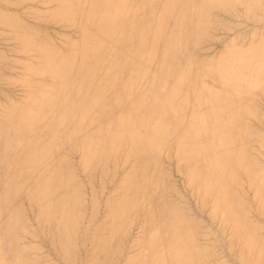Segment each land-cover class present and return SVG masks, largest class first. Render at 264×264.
<instances>
[{"label": "bare ground", "instance_id": "6f19581e", "mask_svg": "<svg viewBox=\"0 0 264 264\" xmlns=\"http://www.w3.org/2000/svg\"><path fill=\"white\" fill-rule=\"evenodd\" d=\"M20 1L23 4L28 1L34 3L33 0ZM45 1L55 3L57 8L45 12L41 25L47 22V25L63 23L73 27L77 33V39H68L64 47H58L53 42V34L50 35L44 25L31 26L19 17L20 13L18 16L12 10L13 13L3 10L4 5H1L4 2L0 0V23L14 33L23 56L31 58L24 64L25 74L21 79L32 91L25 102L12 103L8 111L0 116V129L4 126L5 118L13 120L12 124L18 129L14 148L17 153H22L15 173L18 180L15 183L7 181L2 186V196L8 197L5 193L14 190L25 192V201L37 209L39 226H45L40 232L44 231L42 233L48 242L50 240L55 246L51 245L52 250L53 247L57 248L64 262L74 264L78 238L82 232L80 228L86 216V193L83 190L92 185L90 183L83 189L84 184L78 178L74 159L75 164L69 156L62 154V148L65 138L75 137L83 131V143L75 146V151L81 155L78 165L83 169L82 173L101 168L103 174L100 176L105 175L103 178L108 174L113 175L112 179L109 177L112 186L115 184L114 178L117 181L115 190L101 202L105 204L104 207L100 201L107 189L106 182H103L106 179H99V187L93 185L88 193L92 201L86 205L91 204V215L86 220L89 227L87 230L85 227L87 232L84 236L92 237V241H89L85 264H114L117 260L115 258L122 251L121 247L126 245L124 240L128 232H131L129 229L140 216L148 225L155 227L147 235L142 249L134 253L132 262L211 264L215 252L212 253L199 243L198 226L203 223L197 225L185 211L187 208L177 204L184 199L181 193L177 194L178 190L172 195L175 196V193L178 196L175 201L180 195L182 201L178 199L174 203L168 199V169L172 171L173 164H170V168L167 164V168V161L174 162L177 169L174 168L180 174L186 171L187 181L194 188L199 205H206L209 201L212 203L211 215H207L212 216L209 220L216 219L213 220L215 222L219 218L220 222L218 220L217 223L222 224V220L230 224L233 237L228 239L230 242L227 241L230 243L229 248H235L238 246L236 243L240 242L243 249L240 259L243 262L264 264V240L259 238L260 228L251 223L246 211L240 213L232 209L231 204L236 200L229 194L234 187L244 189L248 186L254 191L250 193L253 195V198L249 196L250 199L257 201L254 209L259 211L260 216L264 215V157L260 155L263 158L261 160L251 155L254 139L260 136L249 123L251 118L258 117V112L255 106L247 103L249 97L264 88V36L260 43H252L246 50L231 42L211 63L203 61L200 58L203 56L199 57L198 54L201 43L211 39L215 11H233L243 4L245 15L250 12L254 15L255 8L261 5L258 0ZM28 5L32 9L31 4ZM36 10L39 11L38 8ZM32 18H29L30 21L36 20ZM257 18L258 21L261 19L260 16ZM216 24L220 29L221 25ZM64 27L61 29H66ZM252 33L254 36V31ZM13 46L16 45L13 43ZM4 54L3 51V58ZM1 56L0 65L11 63L8 57L3 59ZM159 56L164 61L160 78L163 94L152 99L151 89L155 81L153 63ZM15 70L18 69L12 68L10 72ZM1 75L4 78V81L0 78L1 82L8 80L7 76L6 79ZM49 77L52 78V84L34 83L36 79ZM9 82L11 86L17 83H13L14 80L8 81L6 84L9 86ZM3 89L6 88L3 86ZM3 89L0 87V92ZM6 91L1 97L11 95ZM111 108L121 111L120 120H115L106 130L103 126L100 129L102 119L111 115ZM69 110H72L71 115L67 113ZM143 110L145 113H142ZM144 123L150 126L140 127ZM126 134L128 137L124 138ZM172 139H179L176 147L171 146ZM2 141L0 136V144ZM261 145L264 147V141H261ZM122 166H129L131 170L126 168L129 172L120 176ZM86 178L92 181L90 176V179ZM98 178H94V184ZM188 189L190 191L191 188ZM193 191L191 189V194ZM100 206L103 208V216L98 221ZM9 218L18 226L23 223L26 225L25 213L9 217L0 207V231L2 223ZM215 226L219 227L218 224ZM29 228L24 227L21 233L14 234L28 235L32 231ZM213 229L211 227L210 231L216 234L218 230ZM227 229L230 228L227 226ZM214 239H217V234ZM84 242L85 239L81 241L83 245ZM123 247L126 250V246ZM39 249L33 247L30 250L35 253ZM255 251H258V258L252 255ZM126 253L125 256H128L130 252ZM235 255L232 256L236 258ZM23 256L17 257L13 264H41L44 260L37 258L27 263ZM0 264H9L2 254Z\"/></svg>", "mask_w": 264, "mask_h": 264}, {"label": "rangeland", "instance_id": "374dc122", "mask_svg": "<svg viewBox=\"0 0 264 264\" xmlns=\"http://www.w3.org/2000/svg\"><path fill=\"white\" fill-rule=\"evenodd\" d=\"M2 1L4 2V4L1 3L2 4L1 7L3 5L6 6V7L3 6V8H2L3 10H8L9 12L12 10L14 12H17L18 13L17 14L18 16H19V13H20L22 16L20 15L19 17H21L23 19V21H26V24L27 23H30L31 26L33 24L34 27L36 25H38V24H40V25L42 24L41 20H43V18H44L43 16H44V14H45L46 11H51V10H54V9L57 8V5L55 3H50L49 4V2H47L45 0L44 1L43 0H36V1H38V2H42L43 1L40 4L42 5L44 3L43 5L44 6H46V5L48 6L49 5L48 7L47 6L46 7H44V6L41 7L40 4H37V2H35V0H33L34 3H31V1L29 3V1H28L27 4H26L24 2L25 5L23 3H21L20 0H17L18 2L16 0H14V1H12V0L11 1L10 0H2ZM19 1H20L21 4L19 3ZM258 3H260L261 5H259L258 7L255 8V10H254L255 11V14L253 12L254 15H252V12H250L249 14H246L247 15L246 16L245 15L246 8H245V5H243V4L239 5L233 11H222V12L221 11H219V12L218 11L217 12L215 11L216 13L214 12L213 15H214V19L216 21L214 20L215 24H214V27L212 29L213 31H211V34H210V38L211 39H209V41L206 40V42L201 43L202 46L200 45L199 46V49H198L199 57L200 56H203V57H200L203 61H205L206 63H211V62H214L217 59V57L220 56V53L223 52L222 50L226 49L232 43H236L238 45V47H240L241 49H244V50L248 49L252 43H255V44L260 43L262 41V39H263V36H264V20H263L264 19V0H258ZM28 4H31L32 9L30 7H28V6H30ZM33 7H35L34 8L35 10L33 9ZM36 8H38L39 11H37ZM238 10L241 13H237ZM12 11H11V13H13ZM25 12H26V14H25ZM29 12H31V13H29ZM236 14L239 15L240 18ZM26 15H29L31 18L33 16L34 18H32V20L36 18V20H33V21H38V23L33 22V21H30L31 20V19H29L30 17L29 16H26ZM248 15H250V16H248ZM251 15L252 16H255L256 15L257 17L260 16V18L263 21L261 22V19L258 21V18L256 16L253 17L254 19L253 18L251 19L250 18V17H252ZM23 16H25V17H23ZM221 17H223V18H221ZM255 18H256L257 22H256ZM28 20H29V22H27ZM39 20H40L41 23L39 22ZM251 20H254V21H251ZM43 22H45V21H43ZM216 23H218L219 25H221V28L220 29L218 28V25ZM47 24H48V22L46 23V25L43 23L44 26L43 25H41V26H43L45 28L47 27L46 28L47 29L46 31H48L49 34L50 33L53 34L54 37L51 34L50 35L52 37L53 42H55V44L58 47H64L66 45V42L70 38L77 39L76 38L77 37V33L75 32V29L73 27L67 26V25H65L63 23L62 24L61 23L60 24L59 23H56V24H54V23L51 24L50 23L49 25H51V26H49ZM53 25H55V26H53ZM58 25H61V26H58ZM225 25H227V28H226ZM0 26H1V28H0V35H1V38H0V49H2V51L0 50V52L3 54V51H4V53H5L3 55L4 58L8 57V60H9L8 62H11V63L6 64V66H4L5 64L0 65V73L2 74L1 76H4V77L7 76L8 77V80L7 81L5 80V82H4L5 84L3 83V81H4L3 79L4 78L2 79L0 77L3 80L2 82L0 81V87H1V90H2L3 89V86H4V88H6L7 91H6V89H3V92L6 91V93H8V94L10 93L11 94L10 95L11 97L13 96L12 97L13 99L12 98H9L10 96L8 94L7 95L9 97L6 96V95H4V96L2 95V97H1V94L3 92H0V107L2 109V110L0 109V113H1L0 116H1L3 113H5L6 111H8V109L10 108V106L12 105V103L25 102V100L27 98V95L30 92H32V91L29 88H27L22 83V79H21L22 78V75L25 74L24 73L25 72L24 64L27 61H29L31 58H29V56L27 57V55L23 56V53L19 50L20 47H19V44H18L17 40L15 39L14 33L11 32L10 29L7 26L3 25L2 23H0ZM48 26H49L50 29L52 28V26H53V28L50 30L48 28ZM54 27H55V30H53ZM57 27H59L60 29H61V27L62 28L64 27L66 29H61L60 30ZM2 28H4V29H2ZM67 29L68 30L70 29V32H68ZM56 30H58V31H56ZM65 30H66V33L64 32ZM55 31H56V33H55ZM252 31H254V36H253ZM58 32H60V33H58ZM255 32H256V34H255ZM238 34H240L241 36L239 35V37H237ZM2 35H4V36H2ZM211 35H213V36H211ZM5 36L6 37L7 36H10L11 38H9V37L6 38ZM55 36H58V37L55 38ZM254 37H256V38H254ZM237 38H239V39L237 40ZM228 41H230V43ZM13 43L16 46H13ZM247 44H249V45H247ZM11 47H13V48H11ZM10 50H12V51H10ZM13 50H16V52H18V55H15L16 52H14ZM19 51L22 53V54L20 53L21 55L19 54ZM7 52H9V53H7ZM12 53H14V54H12ZM21 56H22V58H21ZM12 57L14 59H12ZM32 58L34 59V57H32ZM163 67H164V61H163L162 57L159 56L158 59H156L154 61V63H153V73H154L155 81H154V83L152 85V89H151V95H152L151 97H152V99L153 98H156L159 95H162L163 94V87H162V84H161V81H160L161 73L163 71ZM6 68H7V70H6ZM12 68H15V69H18V70H15L13 72L12 71L10 72V69H12ZM12 80H14L13 83L17 82L18 84L15 83L17 85L14 84V86L13 85L11 86V83L9 82L10 83V86L7 85L8 84V81H12ZM35 81H34V83H37V84L40 83V82H43V83H47L48 82L49 84L50 83L52 84V78H50V77L48 79H45V78L36 79ZM37 81H39V82H37ZM6 82H7V84H6ZM14 88H16V89H14ZM3 97H5L6 100ZM258 99H260L259 100L260 102L258 101ZM247 103L250 104V105L255 106V108H256V110L258 112V115H257L258 117L257 118H251L249 123H250L252 129L255 131V133L260 136V138L259 137H256L254 139V143H253L252 148H251V155L254 158L261 159L260 158V155L262 157H264V153H263L264 152V147L261 145V141H264V140H261L262 138H264V134H263L264 133V88L257 90L254 93L253 96L249 97L247 99ZM257 103H258V105H257ZM111 109H110L112 111L111 112V115L108 116L107 119H104V118L102 119V121L100 123V129L103 126V128L106 130V128L108 126H110V124H113L115 122V120L117 122L120 120V118H121L120 117L121 111L120 110H116L114 108H111ZM67 113H68V115H71L72 114V110H69ZM142 113H145V111L143 110ZM251 121L254 122L255 124L254 123H251ZM12 122H13V120L8 119V118H5L4 126L0 129V136L3 138V141L0 144V207H2L5 210L6 214L9 217L17 216L19 213H22V214L25 213V215H27V220H26V225L23 223L22 225H19V226L16 225V223L14 222V220L10 221V218H9V220L7 219V220H5L2 223V227L3 228L0 231V241H1V243H0V248H1L0 249V254L3 255L4 260L7 263H9V264L15 263L17 257H21L22 254L24 255L23 257L27 261V263H30L33 259L39 258L41 260L44 259V260H42L43 262H41V264H62L64 262V259L60 255L61 253H59V250L57 248H54L55 246L52 244V242L50 240L48 242V238L46 237V235H44V233H42L44 231L40 232V230H42V228H43V230L45 229V226H43V225H40L39 226L38 217H37V209L35 207H30L29 204H28V202L25 201V200H27L26 195H25V192H23V191L20 192L19 190H14V191L6 192L5 193L8 197H3L2 196V193H1L2 190H3L2 189V186L7 181H12L13 183H15L18 180L17 175H15V173H17L19 161L22 158V153H17L15 151V148H14L15 140H16V134L18 132V129H17V127L14 124H12ZM142 126L147 127V126H150V124L149 123H144V125L143 124L140 125V127H142ZM97 127L99 128V126H97ZM11 133H13V134H11ZM84 137H85V135H84L83 131H81L77 135H75V137L65 138L63 140L62 154L69 156L72 159V161L74 159V161H75V163L77 165V166L75 165V167L78 168L77 169L78 170L77 172H79V174H77L78 175V178L80 177L81 178V182L82 181L84 182V183L82 182V185L84 184L83 189L84 188H87L90 183H91L90 185H92V186L94 185L95 187H99L98 185H100L99 184L100 182H97V181L99 179H104V180L106 179L105 181L101 180L104 183L106 182V188H107L106 191L103 192L104 195H102L101 201H100V205H102L104 207L105 204L104 203H101V202L102 201L104 202V200L107 198V196L109 194H111L113 192V190H115L114 188H116L115 184L117 183V181L114 178V181L115 182L114 181L113 182L115 184L112 183L113 184V186H112L110 184V178L112 179V176L113 175L108 174L107 177L103 178L105 175L103 177L100 176V174L101 175L103 174V173H101L102 172V169L101 168L98 169V170L96 169V170H94L92 172H86V171H84L85 174L82 173L83 172L82 171L83 169L81 170V168L78 165V163H79V161L81 159V157H80L81 155H80V153L77 154L78 152L75 151V146L77 147V146L81 145L83 143V138ZM123 137L124 138H127L128 135L127 134L125 136L123 135ZM257 141H259V142H257ZM178 142H179V139H172L171 142H170V144H171L172 147H176L177 144H178ZM260 146L263 147V149ZM127 147H129V146H127ZM74 152H75V154H74ZM258 154H259V156H258ZM261 160H263V158ZM74 161H73V163H74ZM169 162H171V161H169ZM169 162L168 161L166 162L167 168H168V165H169V168H170V166L172 167V165H170V164H173V167H172V171H171V169H168L169 170L168 183H169V186H170V190L168 191V199H169V201H171V202L173 201L174 203H176L178 199H180V201L183 200L184 202L183 201L182 202H179V203L177 202V204L183 206V208H185V207L187 208V210H185V211L187 212V214L189 213L188 215L194 221L197 222V225L199 224V222L200 223L201 222L203 223V224L201 223L202 226L200 224H199L200 226H198L199 229H200L199 243H200L201 246L206 247V248H209L212 251V253L215 252V254H213L214 256L212 257V259L210 261L211 264H222L223 262H224L223 264H225V263L226 264H248V263L243 262L240 259V254H241V252L243 250L242 249V245H241L240 242H237L236 243V245H238V246H234L235 248H233V249H230L229 248L230 243H228L227 241H229L228 240L229 238L231 239L233 237V229L230 226V224L228 222H224L222 220H221L222 224L217 223L218 220L220 222V219L219 218L215 222L213 220H216V219L211 220V218H210V220H209V217H212V216H209L208 217L207 215H211L210 213L212 212V203L209 201V202H206V205L205 204H202V203H201L202 205H199L200 201L196 198L195 191H193L194 188L187 181V178H186L187 177V173H186V171H182L181 172L182 175H181L180 174V171H177L176 170L177 168L175 167V163L174 162L169 163ZM124 168L125 169L127 168L129 171L131 170V168L129 166H126V167L125 166H122L121 170L123 169V171L120 170V172H121L120 176H123L124 174H127L129 172L127 169L125 170ZM96 172L98 173V176H97V173ZM92 173H93V175H91ZM179 175H181V176H179ZM89 176L91 177V179H92L93 182L91 180L89 181L86 178V177L89 178ZM93 176H97V177H93ZM183 176H184V178H183ZM100 177H102V178H100ZM94 178H98V179H96V183L95 184H94V182H95V179ZM108 179H109V181H108ZM181 181H182V183H181ZM108 183H109V185H107ZM186 185H188L187 186L188 188H191L192 189V191H193L194 194L193 193L191 194V189H190V191H189L188 188L186 189ZM92 186H90V188L89 187L87 188V190H89V191H87L86 189H84L83 192H85L86 194H88V193L90 194L91 187ZM176 190H178V193L176 192ZM248 190H250V191H248ZM173 192H175L177 194H180L181 193L182 194V197H184V199L181 200V197H180L181 194H180L179 195V198L175 201V199L178 196L176 197V194L175 193H174L175 196H173L172 195ZM250 193L253 194L254 191H253V189L249 188L248 186H246L244 189H241L238 186L237 187H234L233 190H230L229 191V194L232 197V199L235 198V200H236L235 202H232L231 207L236 212H240L241 213L243 211H246V213L248 214L247 217L249 218V220L251 221V223L253 225H255L256 228L257 227L260 228L259 238L261 237V239L264 240V215H261L260 216L259 211L256 208L254 209V207L257 205V201L255 199H253L255 201H252V199H250V197L253 198V195H251ZM86 194H85V196L88 197L89 194L88 195H86ZM192 195L194 196V198H193ZM247 195H248V197H247ZM98 196H100V193H99ZM103 196H105L104 199H103ZM86 197H84L85 203L88 204V201H89V203H91V201H92L91 200L92 199L91 195L88 198H86ZM238 198H240V201L238 200ZM23 200H24V202H23ZM185 203H188V204H185ZM86 204H85V208H84L85 210L87 209V211L84 210V214L86 215L85 216V222L82 223L83 226L84 225H86V226H84L82 228V225H81V228H80V232H81V230H82V232L80 233L81 234L80 235L81 236V239H79L80 238V236H79L78 243H77L78 250H77L76 262H78V263L75 262L76 264H80V263L81 264H85L84 262H86L87 253L89 252L88 249H89L90 243L92 241V237H87L88 238L87 239L84 236L86 234L85 231L89 227V222L86 223L87 222L86 220H88L89 219L88 217L91 215L90 214V211H89V210H91V207L89 206L91 204H89V205H86ZM253 204H254V206H252ZM102 206H100V209H99V213H101V214H99L100 216L98 215V218H99V219H97L98 221H101L102 216H103V212H101V211H103ZM86 207H90V208H86ZM25 208H27V209L29 208V210H26L25 211ZM199 210H200V212H199ZM256 210H257L258 213L256 212ZM201 212H203V213H201ZM191 214L192 215L194 214V215L191 216ZM251 215L252 216L254 215V216L252 217ZM31 218H33V219H31ZM138 218H139V220H138ZM138 218L134 222V224H133L134 226L132 225V227H131L132 229L131 228L129 229V231H131V232H128V235L126 236V239H128V240H131L132 238L133 239H136V240H134L135 242L133 241V239L130 242L128 240H126V239L124 240V243H126V245H123L124 243L122 245L123 246H126V250H125V247H123V246L121 247L122 248L121 249L122 251H120V253L117 255L120 258V260L118 261V257L116 256L117 258H115V259H117V260H115L116 262H114V264H117V263L118 264H137L135 262H132L131 259L134 257V255L138 251H140L142 249L143 242L145 241L147 235L150 232H152L153 228L155 227V225H148L146 223V221L143 219L142 216H140ZM31 220H32V222H31ZM137 222H138V224H137ZM215 223L218 224L219 227H216L215 226L216 225ZM139 225L141 227H139ZM203 226H204V229H203ZM227 226L230 229H227L226 230ZM24 227L27 228V229L30 227L29 228L30 231L32 230L31 233H29L28 235H23V236H16L14 234V232L21 233L22 230L24 229ZM85 227H86V230H85ZM211 227L214 228V229L216 227V229L220 232V233H218V231H216V229H215L216 234H217V239H214V237L216 236V234H214V232H211L212 230L210 231ZM205 228H207L209 230H207ZM7 230L9 231V233H7ZM204 230L205 231H208L206 233L207 234L209 233V234L208 235L205 234V231ZM221 230L223 231L222 234H221ZM229 230H230V232H228ZM225 231H227V233H229V234L228 235H227V233L224 234ZM41 233L45 237L42 236ZM10 234H12V237L10 236ZM210 234H213L215 236H212ZM230 234H231V236H230ZM220 236H221V238H218ZM255 236H258V235H255ZM210 237H212V238H210ZM84 239L86 240V242H84V245H83L81 243V241L83 242ZM203 239H205V241H203ZM213 240L214 241L216 240L215 243H214ZM44 241H46V242H44ZM89 241H90V243H89ZM131 242L134 243V245L133 244L132 245H128V244H131ZM216 242H219L220 245L217 244ZM207 243H210V244H207ZM51 245L54 246L53 247V250H52ZM33 247H38L40 249L37 250V251H35V253H34L33 252L34 250H30ZM226 247H228V249ZM127 248H128V250H127ZM26 249H29V250H26ZM215 249L217 250V253H216ZM133 250H134V252H133ZM30 251H32V252H30ZM220 252H221L222 255H220ZM40 253H42V254H40ZM125 253L126 254L129 253L128 256L126 255L127 257L125 256ZM235 253L237 255L236 258H238V262L236 261L237 259L232 256V255H235ZM252 255H254V257L256 256L255 258H258V251H255ZM45 257L47 259H49V260L47 261V259ZM124 258H125V260H124ZM219 260H221V262ZM64 264H69V263L64 262Z\"/></svg>", "mask_w": 264, "mask_h": 264}]
</instances>
